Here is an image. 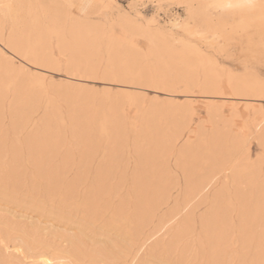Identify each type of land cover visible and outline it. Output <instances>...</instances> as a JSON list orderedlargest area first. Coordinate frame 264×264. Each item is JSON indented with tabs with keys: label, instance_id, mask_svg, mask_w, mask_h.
Returning <instances> with one entry per match:
<instances>
[{
	"label": "bare ground",
	"instance_id": "obj_1",
	"mask_svg": "<svg viewBox=\"0 0 264 264\" xmlns=\"http://www.w3.org/2000/svg\"><path fill=\"white\" fill-rule=\"evenodd\" d=\"M146 1L151 2L157 8L165 2L176 10L182 9L183 14L169 19L168 23L171 25L169 26L171 29L162 26L157 18L150 20L152 24L148 25L147 23V26H144L141 21H144L146 17H142V12L138 9L137 4L134 6V14L125 13L122 15L123 18L120 22L124 32L122 33L123 30H121L120 34H116L113 27L104 26L106 23L103 19L100 23L103 22L104 25L97 23L98 19L94 21L91 17L92 15L106 17L110 14V11L106 14L108 7H96L83 14L70 7L86 3L97 6L109 5L105 4L104 0H2V2L20 6L13 9L7 20L0 14V198L2 197V200L3 198L9 200L16 198L26 179L24 171L20 169L26 162L24 159L26 155L22 157L21 148L15 145L8 153L10 156L8 158L7 142L9 139L17 141L18 135L24 130V127L29 122L31 124V115L38 108V103L42 98L40 95L43 89L48 88L44 86L45 83L42 84L39 78L35 77L36 79H34L28 74L18 72L15 69L14 58L20 57L27 64L44 67L46 70L47 68L53 69V63L55 62L57 66V62L60 61L57 57L54 61L49 52L50 39L54 34L58 37L60 49L69 52L66 72L70 76L97 78L101 74V77L106 79L105 81L132 83L142 87L143 90L144 87L154 86L167 90L168 93L173 92L166 89L168 85L173 86L180 82L191 86L198 84L197 81H200L198 78L201 73L203 74L204 88L208 91L215 89L220 76L216 62L212 58H208L207 64H204L202 56L206 49L224 50L226 53L227 50H230V46L240 43L241 47L250 51L264 50V27L261 24L259 9L254 13L240 17L226 12L210 11L206 5L212 3L213 0ZM255 3L259 4L260 0H255ZM108 9L110 10V8ZM174 14H176L175 11ZM143 16L145 15L143 14ZM140 19L141 21H139ZM189 19L194 21L190 31L182 27ZM6 23H10L8 35H5L6 31H4ZM126 31L132 33L131 38L126 34ZM141 37L144 38V41L146 40L145 50L138 47ZM238 49H240L239 45ZM216 51L214 52L216 53ZM224 51H222L223 54ZM208 52L210 51L208 50ZM65 53L64 55H66ZM211 53L213 54V52ZM204 56L206 57V55ZM243 57H245L244 54ZM261 57L264 58V56ZM251 59L250 56L249 60ZM247 62L249 61L247 60ZM61 64L59 65L61 66ZM250 71L252 70L250 69ZM250 74L252 73L250 72ZM257 76H246L247 78L244 77L246 81L242 77L244 82L235 81L236 77H234V81L232 79L230 83L232 82L231 84L240 96H246V98L259 96L262 80ZM54 85L55 83H53ZM56 85L58 84L56 83ZM10 86L15 88V97L9 117L10 128H5L6 114L3 113L5 108L2 110L1 104L5 98L3 96ZM59 86L56 89L50 87L49 90L57 92L67 103L70 133L80 158L75 160L72 152L74 146L71 145L72 147L70 146L66 150L67 152L65 151L66 155L65 152L63 153L66 157L63 155L60 164L56 161L61 149L67 143L65 140L67 130L64 127L66 126L64 125L66 117H63L57 106L59 102L50 101L52 112H48L42 127H36L31 130L29 135L27 134L28 138L25 141L28 155L27 164L29 162L36 169L35 175L30 176L31 187L27 190L26 195L29 194L34 199L41 192L44 195H60L66 202L67 199H76L79 197L78 191H81L79 187L88 181L87 172L89 170L87 167L89 163L99 155L100 161L94 181L87 190L85 189L80 201L81 208L85 212V216L80 220L83 221L80 225L86 228V224L90 221L102 220L103 223L101 231L95 235L102 243L97 250V255L87 256L76 239L68 238V249L66 248V251L55 255L54 259L62 260L65 264H79L83 259H87L90 264H99L105 260H107L106 264H197V262L204 264V262L217 260L234 262V260L260 259V208L262 197H264V176L260 174L262 168L260 169L259 163L251 162L247 153L246 134L235 126L234 117L237 119V116L226 117L229 113L227 115L224 113L226 115L224 116L219 107L213 106L209 111V116L207 115L212 123L211 130L208 131L209 127L206 130L204 125V127L200 125L195 131L196 139L194 138L193 141L187 134L192 120L190 102H188L189 104H178V100V103L171 102L167 106L163 105L165 101H162L163 104L149 102L153 105L142 111L144 104L141 105L140 98H137L140 93H137L136 97H130L128 96L130 93L125 95L124 91V94L119 92L121 94L116 96L93 98L89 96L90 93L86 92L87 88L84 90L83 85L81 88L74 85L60 88ZM171 88L173 89V87ZM174 91L177 93V90ZM214 92L221 94L220 97H225V93L221 91ZM193 94H195L194 91ZM242 99L244 100V98ZM249 100L251 99L249 98ZM107 101L110 102V105L108 104L109 108L104 112L103 105ZM167 101L169 102V100ZM127 102L136 105L135 111L140 116L136 117L134 121L135 132L131 149H128L129 146L127 147L126 144L129 133L127 124L129 123L125 121L124 106ZM49 109L47 107L46 110ZM233 113L235 114V111ZM255 113L258 115V112ZM62 117L64 121L61 120ZM54 121L56 122L55 126L52 124ZM199 122L203 123L202 119ZM260 122L262 121L260 120ZM32 125L34 126L33 123ZM130 126L132 125L130 124ZM245 128L243 126L242 129ZM261 130L257 140L264 138V130ZM183 139V144L178 148L179 141ZM19 140L21 141V139ZM130 152L136 158L137 164L128 178L124 173ZM172 153L178 154L176 165L185 175L184 190L183 193L181 191L182 195L179 193L182 196L180 198L179 196L173 197L172 190L176 186L168 174L170 168L168 160ZM75 165H80L81 171L79 174L76 173L77 175L73 179H67L66 174L71 172ZM112 168L120 175L110 176ZM76 169L78 168L76 167ZM225 169L229 170L230 179L215 192L216 190L212 189L220 180ZM169 173L171 174V172ZM128 182H130V188L121 194ZM179 187L181 189V186ZM173 191L175 192L176 189ZM37 199H34L31 205L36 210L43 212L44 208ZM60 200H58L59 204ZM204 204L208 206L207 210L204 209V212L198 215V208L200 209V206L202 207ZM70 213L72 215V212ZM55 215L57 218L67 219L61 211L56 212ZM234 215L236 220H234ZM1 225L0 222V227L5 228ZM151 227L153 228L150 229ZM5 229H2L3 232ZM28 229L18 238L26 248L35 247L36 249L37 242L34 240L36 234ZM148 229L150 230L147 233ZM19 231L17 233L20 234ZM51 235L58 236L53 232ZM139 242L142 243L140 249L149 243L148 252L143 259H141L143 256L140 258L138 256L141 255L137 256L135 253L136 255L129 262L127 259L131 251ZM21 247L19 246V248ZM0 250H3L2 255L9 257L8 260L12 264H26L25 257L29 256L25 255L23 251H14L9 254L8 248L5 247ZM145 251L143 250L142 253ZM2 263L4 262L0 256V264Z\"/></svg>",
	"mask_w": 264,
	"mask_h": 264
},
{
	"label": "rangeland",
	"instance_id": "obj_2",
	"mask_svg": "<svg viewBox=\"0 0 264 264\" xmlns=\"http://www.w3.org/2000/svg\"><path fill=\"white\" fill-rule=\"evenodd\" d=\"M108 1V2H107ZM105 4H109L107 6H109L108 8H110V10L107 8L106 10V14L109 13L110 11V14L106 15L105 16H100V15H92V19L94 21L98 23H100V21H102L101 19L104 20V23H106V25H104L103 22H101L104 26H107V27H113L114 29V33H121V30L122 33L124 32V29L123 27L121 26V22L122 21V15H124L125 13L129 14H134V6L138 4V9L140 10V12H142V17H146V19L143 21H141V19L139 21H141V23L145 26H147V23L148 25L152 24L150 23V20L153 19V18H157L159 20V23L168 28V29H171V26L168 21L169 19H173L175 18L178 14L179 15H182L183 14V10L180 9V10H176L174 9V7L172 5H169L167 3H163V5H161L159 8H157L156 6L154 7V5L149 2V1H137V0H104ZM145 5V6H144ZM140 6V7H139ZM144 6V7H143ZM172 6V7H171ZM169 7V8H168ZM172 10H171V9ZM143 9V10H142ZM159 9V10H158ZM132 10V11H131ZM174 11L176 14H174ZM178 11V12H176ZM156 12V13H155ZM181 12V13H180ZM121 13V14H120ZM143 14L145 16H143ZM159 14V15H158ZM157 15V16H155ZM161 15V16H160ZM173 15V16H172ZM96 16V17H95ZM120 16V17H119ZM154 16V17H152ZM160 16V17H158ZM170 16V18H169ZM107 17H110L109 19ZM118 17V18H117ZM173 17V18H172ZM116 18V19H115ZM160 18V19H159ZM110 20V21H109ZM109 21V22H108ZM169 24L167 26V23ZM117 22H118V25H117ZM100 23V24H101ZM110 24V25H109ZM9 27H10V23H6L5 26H4V31L5 32V35H8L9 33ZM7 28V30H6ZM174 32H176V30H173ZM129 33V34H128ZM126 34L129 35V38L132 37V33L130 32H127L126 31ZM146 41V40H145ZM144 41V38L141 37L139 38V44H138V47L141 49V50H145L146 49V42ZM58 37L57 35H53L50 39V49H49V52L51 53V57L54 58L53 60L55 61V57L58 58V61L57 62V66L59 64H61V66L59 65L58 69L57 66H56V63L51 59L52 62H54V68L53 69H49L47 68H44V67H37L36 65H33V64H27L22 58L20 57H15L14 58V62H15V69L18 70V72L20 73H25V74H28L30 77L36 79V78H39L40 81L42 82V84L45 83L44 86L48 87L47 89H43V92L41 93V99H40V103H38V108L34 111V113L31 115V124L30 122L24 127V130H22V132L18 135V140L17 141H13L12 139H9L8 142H7V149H6V152L7 154L10 153L11 151V148L14 147L15 145H17V147H20L21 148V153H22V157H24V155H26L24 157V159L26 160V162L24 163V165L20 168L21 171H24L25 175L24 177L26 178L24 180V182L22 183L23 187L21 188L18 196L16 198H11L10 200L9 199H6V198H3L2 200V197L0 198V222H1V226L3 227H10L8 228L7 227V230L5 228H1L0 227V237H4L6 238L7 240L10 241L9 243V246L8 247H5V248H8L7 251H9L8 253L11 254L12 252L14 253V251L16 252L17 251V248L18 249H21V252L23 251L25 255H29V256H26L23 255L25 257V260L27 261L26 264H31L29 262H32L33 260L34 261H40L43 257L44 259H49V260H54L55 258V255L57 256V254L59 255L60 253H62L63 251H66L68 249V238H74L77 240L78 244L81 246V249L86 252L87 256H91V255H97V250L99 249V247L102 245L100 239L98 237H95V235H98V233L101 231V225L103 223L102 220H98V221H90V223H87L86 224V228H83V226H81L80 224H82L81 222L83 221H80L84 216H85V212L83 211V209L81 208V205H80V201H81V198H82V194L85 193V191L89 188V186L91 185V183L94 181V177H95V172L98 168V164H99V155L97 157H95L90 163H91V166H90V163L88 165V181H86L85 183L81 184V186L79 187L80 190L82 191H78L79 192V197H76V199H67V202L66 200L63 198H61L60 195H57V194H43V193H39L38 195V199L37 198H34V199H37L40 203V205L44 208V211L43 212H40L38 210H36L35 208L32 207L31 204H33L32 202L34 201V199L29 196V194L26 195V192L27 190L31 187V181H30V176H34L35 175V167L31 164H27V161H28V155H27V151H26V148H25V141H27V138H28V135L32 132L31 130L36 128V127H42L45 119H46V116L52 112V100L55 102V103H58L57 106L60 110V112L62 113L63 117L65 118V121H64V118L62 117L61 120H63L65 123L64 126L65 129L67 130V133L65 134V137H66V141L67 143L65 144V146L61 149L58 157L56 158V161L58 162V164H60V161L61 159L66 155V150L72 145L74 146V149H72L73 151V156L76 158L75 160H79L80 156H79V152L78 150H76V145L73 143V139L71 137V130H70V123H69V117L67 116L68 113H67V103L64 101V99L62 97H60L57 92L55 91H51L49 90L50 87H54V89L58 88L59 84H61L59 86L60 87H63V86H67V85H74V86H79L81 88V86L84 88V90H86L87 88V91L89 94V96H92L93 98L94 97H110L111 96H116V95H120L121 93L119 92H123L122 94H124V91L126 92L125 95L129 94L128 96L130 97H136L135 95L137 93H140L139 95L140 96H137V98H140V104H144L142 105L143 106V110L142 111H145L147 109H149L151 107V105H153V103H159V104H163L162 101H165L163 105L167 106L169 104H171V102L173 103H178V100H179V103L178 104H189L188 102H190V104L192 105V114H191V127L190 129L187 130V134L189 135V138L190 140H195L196 138V133L195 131L198 129V127L200 125H204L205 128L207 130V128L209 127L208 131L211 130L212 128V123L209 119V111L210 109H212L213 106H217L220 108V110H222V114L224 115V113L227 115L229 113L228 116L226 117H230L233 115L234 116H237V119L234 117V121H235V126L236 128H240V131L242 130L243 132H245L246 134V146H247V153L249 154V157L251 159V162H256V163H259V166H260V174L262 176H264V166H262V163L260 161V159L258 158L259 157V154L261 152V148H260V143L259 141L261 140L259 138L258 139V136L261 134L262 130H264V123H262L264 120V91L262 89V87H264L263 83V79H264V58H260V56H264V50H261V49H257L256 50H253V51H250L249 49V53H248V50L244 47H241L240 46V43H235L233 44L232 46L229 47V49L233 52H231L230 50V53L229 51L227 50L226 53L224 50V54L222 51H216V50H212V49H208L210 52H208V50H204L203 51V54L206 55V57L203 55V60H204V64H207V59L208 58H212V60L214 62H216V67H217V70H218V73H219V76H220V80H219V83L215 85V89L212 90V91H208L207 89L204 88V84H203V74L201 73L198 78V80L200 81H197L198 84H194L193 86L191 85H188L184 82H180V83H177L173 86H167L166 89H170L172 90L173 92L171 93H168L167 90H164V89H159V88H155L154 86H148L149 88H146L144 87V90L142 87L140 86H136L135 84H132V83H124V82H119V81H110V80H107L105 81L106 79L102 78L101 74L98 75L97 78H77V77H74V76H70V74H68L66 71V66H67V58L69 59V52L68 51H63L62 49H60V45L58 43ZM238 45H239V48L241 49H238ZM237 47V48H236ZM244 48V49H243ZM242 49H243V52H242ZM246 49V50H245ZM226 50V49H225ZM246 52H245V51ZM252 50V49H251ZM216 51V53L214 52ZM241 51V52H240ZM261 51V52H260ZM67 52V53H65ZM208 52V53H207ZM213 52V54L211 53ZM221 52V53H220ZM255 52V53H254ZM257 52H260V53H257ZM64 53L66 55H64ZM211 53V54H210ZM218 53V54H217ZM228 53V54H227ZM242 53V54H241ZM248 53V54H246ZM253 53V54H251ZM53 54V55H52ZM63 54V55H62ZM209 54V55H208ZM216 54V55H215ZM243 54L245 55V57H243ZM257 54V55H256ZM253 55V57H252ZM256 55V56H255ZM213 56V57H212ZM250 56H251V60L250 59ZM257 56H259V58H257ZM104 57H105V54H104ZM249 57V58H248ZM18 58V59H17ZM20 58V59H19ZM56 58V59H57ZM63 59V61H62ZM244 59V60H243ZM254 59V60H253ZM246 60V61H245ZM247 60L249 62H247ZM57 61V60H56ZM66 63V64H65ZM17 65V66H16ZM24 65H27L26 67ZM32 67H31V66ZM36 69H35V68ZM38 68V69H37ZM49 69V70H48ZM220 69V70H219ZM250 69L252 71H250ZM60 70V71H59ZM24 71V72H23ZM32 72L31 74L29 72ZM42 73V74H40ZM46 71V72H45ZM250 72L252 74H250ZM248 73V74H247ZM255 73V74H254ZM258 73V74H257ZM33 74V75H32ZM38 74V75H37ZM49 74V75H48ZM222 74H223V77H222ZM238 76H237V75ZM247 74V75H246ZM68 75V76H67ZM241 75V76H240ZM257 76L258 79L262 80L261 82V89H260V95L259 96H248L246 98V96H240L237 94V90H235L236 88L233 86V84L230 83V81H234V77H236V80L235 81H241V82H244V79L249 77V76ZM34 76V77H33ZM45 76V77H44ZM50 78H49V77ZM229 76V77H228ZM247 76V77H246ZM260 76V77H259ZM36 77V78H35ZM47 77V80H45ZM72 77V78H71ZM244 79H243V78ZM42 78V79H41ZM228 78V79H227ZM230 78V79H229ZM263 78V79H261ZM79 81H78V80ZM84 79V80H82ZM46 82H45V81ZM50 80V81H49ZM246 81V79H245ZM67 82V83H66ZM69 82V83H68ZM113 82V83H112ZM53 83H55V85L53 86ZM56 83L58 85H56ZM80 83V85H79ZM52 84V85H51ZM130 84V85H129ZM182 84V85H181ZM124 85V86H123ZM180 85V86H179ZM197 85V86H196ZM230 85V86H229ZM127 86V87H125ZM177 86V89H175V87ZM196 86V87H195ZM131 87V88H129ZM136 87V88H135ZM170 87V88H169ZM173 87L174 90H177V93H175V91L171 88ZM190 87V88H189ZM198 87V88H197ZM221 87V88H220ZM230 87V88H229ZM140 88V89H139ZM179 88V89H178ZM195 88V89H194ZM14 86H10L9 89L7 88L6 90V93L3 97V100H7V101H3L2 100V110H5L3 111V113L6 114V122L4 123V127L5 128H10V124H11V121L9 120L10 118V115H11V106H12V103L14 102V97H15V90H14ZM92 89V90H91ZM146 89V90H145ZM148 89V90H147ZM89 90V91H88ZM183 90V92H182ZM221 91L223 93H225V97H220L219 95L221 94H217L215 93L214 91ZM224 90V91H223ZM91 91V92H90ZM95 91V93H94ZM109 93H108V92ZM130 91V92H129ZM133 91V92H131ZM136 91V93H135ZM148 93H147V92ZM189 91H191L189 93ZM193 91L195 94H193ZM196 91V92H195ZM46 92V93H45ZM102 94H100V93ZM112 92V93H111ZM263 92V93H262ZM8 93V94H7ZM45 93V94H44ZM54 93V94H53ZM94 93V94H92ZM104 93V94H103ZM116 93V94H115ZM119 93V94H118ZM133 95H132V94ZM143 93V94H142ZM146 93V94H145ZM167 93V94H165ZM175 93V94H174ZM107 94V95H106ZM170 94V95H169ZM173 94V95H172ZM178 94V95H177ZM191 94V95H190ZM263 94V95H262ZM14 95V96H13ZM100 95V96H99ZM106 95V96H105ZM138 95V94H137ZM230 95V96H229ZM53 96V97H52ZM147 98H146V97ZM177 96V97H176ZM186 96V97H185ZM215 96V97H213ZM55 97V98H54ZM57 97V98H56ZM173 97V98H172ZM213 97V99H212ZM217 97V98H216ZM227 97V99H226ZM232 97V98H231ZM238 97V98H237ZM241 97V98H239ZM46 98V99H45ZM53 98V99H52ZM59 98V99H58ZM196 98V99H195ZM223 99V102H222V99ZM229 98V99H228ZM236 98V100H235ZM244 98V100L242 99ZM249 98L251 100H249ZM257 98V99H256ZM48 99V100H47ZM145 99V100H144ZM158 99V100H157ZM161 99V100H160ZM163 99V100H162ZM165 99V100H164ZM187 99V100H186ZM242 99V100H240ZM46 100V101H45ZM60 100V101H59ZM169 100V102L167 101ZM48 101V102H47ZM51 101V102H50ZM57 101V102H56ZM176 101V102H175ZM192 101V102H191ZM195 101V102H194ZM216 101H218L217 103H215ZM235 101V102H234ZM45 102V103H44ZM50 102V103H49ZM149 102H153V103H149ZM226 102V103H225ZM242 102V103H241ZM48 103H49V106H48ZM63 103V104H61ZM128 103V104H127ZM126 105L124 106V113H125V121H127L126 123H129L127 124V128L128 129V140L126 142L127 144V147L129 146L128 149H131L132 147V140H133V137H134V126H135V118L136 117H140L137 113H136V105L131 102H127ZM167 103V104H166ZM220 103V105H219ZM241 103V104H240ZM45 104H46V107H45ZM60 104V105H59ZM110 105V102L107 101L106 103L104 102V105H103V111L106 112L109 108V105ZM225 108H223L224 106ZM43 105V106H42ZM63 105V106H62ZM60 106V107H59ZM62 106V107H61ZM149 106V107H147ZM234 106V107H233ZM48 107L49 110H46ZM248 107V108H247ZM42 108V109H41ZM105 108V110H104ZM194 108V109H193ZM235 109V110H234ZM238 109V111H237ZM41 110V111H40ZM132 110V111H131ZM232 110V111H231ZM6 111V112H5ZM40 111V112H39ZM231 111V112H230ZM235 111V114L233 113ZM49 112V113H48ZM239 112V113H238ZM255 112H258V115H262V116H258L257 113ZM255 113V114H254ZM44 114V115H43ZM130 115V116H128ZM195 115V117H194ZM208 115V116H207ZM239 115V116H238ZM33 117V119H32ZM129 120H128V119ZM195 119V120H194ZM203 121V123L199 122V121ZM257 119V120H256ZM259 119V120H258ZM260 120L262 122H260ZM36 121V122H35ZM130 121V122H129ZM194 121V123H193ZM32 123L34 124V126L32 125ZM68 123V124H67ZM243 123V124H242ZM30 124V125H29ZM37 124V125H36ZM52 124L55 126L56 125V122H52ZM130 124L132 126H130ZM193 124V125H192ZM245 124V125H244ZM259 126H258V125ZM263 126H262V125ZM257 125V126H256ZM29 126V127H28ZM129 126V127H128ZM203 126V127H204ZM207 126V127H206ZM243 126H245L246 128L245 129H242ZM248 126V127H247ZM253 127V128H252ZM259 127V128H258ZM258 129V130H257ZM193 130V131H192ZM249 132H248V131ZM254 130V131H252ZM23 131H24V134H23ZM239 131V130H238ZM252 131V132H251ZM261 131V132H260ZM256 132V133H255ZM253 133V134H252ZM28 134V135H27ZM254 135L252 137V135ZM68 135V136H67ZM193 135V136H192ZM249 137V138H248ZM260 137V136H259ZM69 138V139H67ZM195 138V139H194ZM21 139V141L19 140ZM71 140V141H70ZM249 140V141H248ZM13 142V143H12ZM21 142V144H20ZM70 142V143H69ZM184 142V139L179 141V144H178V148H179V145L181 146V144H183ZM19 144V145H18ZM23 147H21V146ZM71 146V147H72ZM65 148V149H64ZM76 150V151H75ZM66 151V152H65ZM65 152V153H64ZM76 152V153H75ZM65 155H64V154ZM176 153V152H175ZM175 153H172L170 156H169V159L168 160L170 162L169 166V171H168V174L169 176L171 177V180L172 182L175 184L176 187L173 188V190L176 189V191L174 192L172 190V194H173V197H178L180 198V196L182 195L181 194V191L183 193V190H184V178H185V175L184 173L177 167L176 165V162H177V158H178V154H175ZM76 154V156H75ZM132 153L130 152L129 153V158L133 161H131L129 158L127 159V167H126V170H125V175H127V177L129 178L132 174V171L135 169V166L137 164V160L135 157H133L131 155ZM64 155V156H63ZM175 155V156H174ZM9 154H8V158H9ZM66 157V156H65ZM27 158V159H26ZM133 158V159H132ZM176 158V160H175ZM95 160V161H94ZM172 160V161H171ZM131 161V162H129ZM136 162V163H135ZM174 162V163H173ZM94 163V164H93ZM172 164V165H171ZM34 167V168H33ZM76 167L78 169H76ZM93 167V169H92ZM129 167V168H128ZM173 167V168H172ZM177 167V168H176ZM130 170H128V169ZM80 169V170H79ZM112 168L111 169V172H110V176H116L118 175L119 173L116 172V170ZM173 170V173H172V170ZM77 170V171H76ZM92 172H91V171ZM175 170V171H174ZM227 170V172H226ZM76 171V172H75ZM81 171V168H80V165H75L74 167H72L71 169V172L69 171L67 174H66V178L67 179H73L79 172ZM171 172V174L169 173ZM179 172V173H178ZM262 172V173H261ZM71 173V174H70ZM91 173V174H90ZM94 173V175H93ZM183 173V174H182ZM75 174V175H74ZM229 170L228 169H225L221 175V178L220 180L218 181V183L216 184V186L212 189L214 190L215 192L218 191V189L220 188V186L222 187L223 184L226 183V181L228 179H230L229 177ZM120 175V174H119ZM179 175V176H178ZM173 176V177H172ZM181 176V178H180ZM227 176V177H226ZM118 177V176H117ZM175 181V182H174ZM182 182V183H178V182ZM222 182V183H221ZM221 183V185H219ZM84 184H85V187H84ZM177 184V185H176ZM179 184V185H178ZM183 184V185H182ZM29 185V186H28ZM181 186V189H179ZM183 186V188H182ZM83 187V188H82ZM82 188V189H81ZM130 188V182H128L125 186V188L122 190L121 194L125 193L126 192V189H129ZM25 189V190H24ZM86 189V190H85ZM125 190V191H124ZM180 190V191H179ZM84 192V193H83ZM213 192V191H211ZM181 195H180V194ZM176 195V196H175ZM56 196V198H55ZM22 197V198H21ZM49 197V198H48ZM52 197V198H51ZM182 197V196H181ZM58 198V199H57ZM44 199H46L44 201ZM54 199V200H52ZM61 199V200H60ZM22 202H21V201ZM60 200V204H59V201ZM76 200V201H75ZM78 200V201H77ZM25 201V202H24ZM47 201V202H46ZM64 201V202H63ZM53 202V203H52ZM58 202V203H57ZM63 202V203H62ZM71 202V203H70ZM44 203V204H42ZM56 203H57V206H56ZM77 203V204H76ZM27 204V206H26ZM55 204V206H54ZM65 204H66V207H65ZM60 206V207H58ZM69 206V207H67ZM54 207V208H53ZM70 207H73V208H70ZM77 207V208H76ZM78 207L80 208L78 210ZM207 207L206 204H204L202 207L200 206V209L198 208V211H197V214L200 215V213L204 212V209L207 210ZM75 208V209H74ZM203 208V209H202ZM65 209V210H64ZM55 210V211H54ZM73 210V211H72ZM201 210V211H199ZM205 210V211H206ZM46 211V212H45ZM58 211H61L63 212L64 215H66L67 219H61V218H57L56 217V212ZM165 211V209H164ZM72 212V215L71 213ZM78 213V214H77ZM45 214V215H44ZM82 214V215H81ZM3 216V217H1ZM69 216V217H68ZM76 216V217H75ZM82 216V217H81ZM71 217V218H70ZM5 218V219H4ZM70 218V219H69ZM78 218V219H77ZM39 220V221H38ZM58 220V221H57ZM74 220V221H73ZM234 220H236V217L234 215ZM3 221V222H2ZM11 221V222H10ZM77 221V222H76ZM40 224H39V223ZM36 223V224H35ZM54 224V225H53ZM97 224V225H96ZM12 225V226H11ZM26 225V227H24ZM47 225V226H45ZM60 225V226H59ZM45 226V227H43ZM96 227V229H95ZM16 228V229H15ZM19 228V229H18ZM27 228H29L28 230H30L31 232H34L36 235H34V240H36V249L35 247L34 248H26L21 242H20V239L18 238L24 231H27ZM153 227H151L150 229H152ZM5 229V231L3 232V230ZM10 229V230H8ZM13 229V230H12ZM32 229V230H31ZM78 229V230H77ZM88 229V230H87ZM94 229H95V232H94ZM147 231V233L149 232V230ZM20 230V231H19ZM40 230V231H39ZM8 231V233H7ZM16 231V232H15ZM17 231L20 232L17 233ZM37 231V232H36ZM99 231V232H98ZM14 232V234H13ZM53 233L57 234L58 236L57 237H53V235H51ZM57 232V233H56ZM82 234H81V233ZM199 232V231H198ZM5 233V234H4ZM50 233V234H49ZM11 234V235H10ZM199 234V233H198ZM6 235V236H5ZM9 235V237H7ZM14 235V236H12ZM160 236L162 235L159 234ZM158 235V236H159ZM48 236V237H47ZM11 237V238H10ZM14 237V238H13ZM43 237V238H42ZM50 237V238H49ZM64 239V240H63ZM79 239V240H78ZM87 239H90V240H87ZM98 239V240H97ZM47 240V241H46ZM67 240V241H66ZM45 241V243H44ZM63 241V243H62ZM65 242V243H64ZM67 242V243H66ZM81 242V243H80ZM97 242V243H96ZM44 243V244H43ZM60 243V245H58ZM88 243V244H87ZM39 244V245H38ZM149 244V243H148ZM148 244H145L143 246V248L140 249L142 243H137L132 251H131V254L129 255L128 257V261L130 262L132 260V258L137 254L138 255H141V256H138V257H142L141 259H143L145 257V254H147L148 252ZM90 245V246H89ZM140 245V246H139ZM19 246L21 248H19ZM38 246V247H37ZM44 246V247H43ZM46 246V247H45ZM138 246V247H137ZM51 247H53L51 249ZM88 247V248H87ZM92 247V248H91ZM137 247V248H135ZM4 247L0 246V249H2ZM23 248V249H22ZM45 248V249H44ZM48 248V249H47ZM65 248V249H64ZM67 248V249H66ZM135 248V249H134ZM87 249V251H86ZM137 249V250H136ZM140 249V250H139ZM27 250H28V253H27ZM31 250H34V251H31ZM54 250V251H53ZM56 250V251H55ZM61 250V251H60ZM91 250V251H90ZM134 250V251H133ZM142 250V251H141ZM143 250L145 251L144 253ZM48 251V252H47ZM136 251V252H135ZM141 251V252H140ZM0 256H1V260L2 264H12V262H10L8 260L9 257H5L4 255H2V252L3 250L1 251L0 250ZM31 252V253H30ZM45 252V253H44ZM27 253V254H26ZM37 253V254H36ZM50 255H49V254ZM136 253V254H135ZM139 253V254H138ZM142 253V254H141ZM35 256H34V255ZM89 254V255H88ZM144 254V255H143ZM131 256V258H130ZM3 257V258H2ZM41 257V258H39ZM47 257V258H45ZM53 257V259H52ZM39 258V260H38ZM130 258V259H129ZM6 261V262H5ZM106 261L105 262H100L99 264H106ZM236 260H234L235 262ZM79 264H90L88 262L87 259H83Z\"/></svg>",
	"mask_w": 264,
	"mask_h": 264
},
{
	"label": "snow or ice",
	"instance_id": "obj_3",
	"mask_svg": "<svg viewBox=\"0 0 264 264\" xmlns=\"http://www.w3.org/2000/svg\"><path fill=\"white\" fill-rule=\"evenodd\" d=\"M20 7L19 5H15L12 3H5L0 0V14L7 20L11 14L13 9ZM74 11L79 10L81 14L88 12L90 10H94L96 7H109V6H97L92 3L80 4V5H71L70 6ZM207 9L213 12H226L233 15H237L243 17L247 14L254 13L257 9L260 12V20L262 27H264V0H260V3H255V0H213L212 3L206 5ZM194 21L189 19L182 26L185 30H191L193 27ZM201 35H204L201 33ZM261 152L259 154V159L264 166V138L260 141ZM260 218H261V242H260V259H249L244 261H213V262H204V264H264V197L261 200V208H260ZM10 241L4 237H0V246L8 247ZM17 251H21V249H17ZM31 264H65L64 261L54 259H44L42 258L40 261H32ZM200 264V262H197Z\"/></svg>",
	"mask_w": 264,
	"mask_h": 264
}]
</instances>
